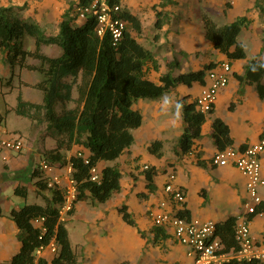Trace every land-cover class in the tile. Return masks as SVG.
Listing matches in <instances>:
<instances>
[{
    "label": "trees",
    "instance_id": "1",
    "mask_svg": "<svg viewBox=\"0 0 264 264\" xmlns=\"http://www.w3.org/2000/svg\"><path fill=\"white\" fill-rule=\"evenodd\" d=\"M256 0L261 11L263 6ZM91 0H77L61 14L56 33L46 34L38 23L20 17L13 6H0V51L11 69L7 77H0V85L12 87L15 67L34 70L42 78L33 85L42 91L41 102H34L16 95L13 107L17 115L28 117L37 123L46 122L52 129L51 135L55 146L42 152V161L48 165H64L67 162L66 152L79 146L86 153L71 154L68 161L72 165V177L77 187L76 198L66 212L71 215L79 201L106 202L113 193L121 188L122 172L116 165L108 164L117 160L134 142L132 130L142 124V114L134 107L142 99L155 100L179 84L191 86L194 82L202 83L207 72L219 62H209L198 70H190L178 74L173 73L175 60L165 61V71L159 75V83L152 80L148 72L158 71L159 63L151 49L141 44L132 35V31L141 32L142 24L138 17L127 9L119 15L126 26L122 36L113 42L111 34L105 31L99 35L96 20L88 16L82 25L77 24L79 8L87 6ZM112 5L120 0H108ZM161 9L155 13L154 27H163L168 13L163 10L165 0H161ZM205 37L213 47L226 55L229 61L246 57L244 44L238 39L243 27L250 24L246 16H239L234 21L218 26L207 15L203 17ZM34 40V49L26 48V38ZM154 38H159L155 34ZM42 45H55L61 49L57 56L43 53ZM28 59L36 61L29 62ZM240 82L254 84L260 97H264V62L253 58L245 66L243 74L236 75ZM76 92V96L73 92ZM181 117L184 128L177 140L175 153L177 156L188 154L193 149L194 141L201 137V126L206 114L195 109L194 101H186L183 97ZM74 102L70 108L57 110L58 105ZM214 106L208 114L213 113ZM212 138L218 149L231 146L228 126L218 117L213 116L211 122ZM163 142L155 139L147 147L151 154L161 156ZM87 159V162H85ZM104 162L101 179L94 181L90 169ZM198 165L205 163L198 159ZM141 174L145 187L149 192L155 191L154 166L144 167ZM34 192L42 202H29L10 209V218L17 227L16 238L20 242L18 251L9 261L0 264H47V260L36 256L39 247H47L54 243L56 248L51 264H79L80 253L72 246L66 220L61 217L60 208L65 202L63 188L50 183L48 176L39 166L31 171ZM14 194L24 198L28 189L17 184ZM143 195V194H140ZM122 220L130 226L137 227L132 213L126 203L117 207ZM182 213V212H181ZM188 214L187 211L183 212ZM264 214V199L256 204L253 213L245 214L251 220L257 214ZM42 219L41 224L34 221ZM238 215H231L223 221L215 222L214 235L223 245V252L236 249L234 238L235 223ZM140 234L143 232L138 230ZM152 241L161 244L167 238L166 232L159 226L150 229ZM264 241V237H263ZM224 264H264L258 260H237L235 258Z\"/></svg>",
    "mask_w": 264,
    "mask_h": 264
},
{
    "label": "crops",
    "instance_id": "2",
    "mask_svg": "<svg viewBox=\"0 0 264 264\" xmlns=\"http://www.w3.org/2000/svg\"><path fill=\"white\" fill-rule=\"evenodd\" d=\"M12 1L13 0H0V6H12L10 4ZM174 1L175 3L173 5L166 4L163 7V10L168 13V17L170 18L171 16V18L170 21L164 24L162 27V29H165V31H168L169 26L173 28V35H175L178 39L177 44L180 46V49H174V55L176 56L174 59L176 60L177 64L173 69L174 74L190 70H198L205 64H208L212 61H218L219 63L223 61H229L226 55L215 49L213 44L208 39H206L203 21V17L205 15L209 16L218 26L228 24L239 16H246L250 19L249 26L243 27L238 36V39L244 44L246 57L229 61L232 67V72L229 76L228 83L218 92L213 113L210 115L206 114V120L201 126V137L194 141L193 149L188 154L177 156L175 153L177 146L174 145L172 146L173 156H171V158H168V155L164 156L163 148L165 147V143L168 142V139L170 140V137L176 134L177 130H174L170 123L164 124L159 122L165 120L164 113L166 110H169V100L174 102L176 99L182 104L184 100L183 97H186V101H195V98L200 91L201 85L206 81L207 74L205 75L204 81L202 83L194 82L191 86L179 84L164 94L162 97L155 99L156 103L160 102L162 107L160 111L153 109L149 111L148 115V109H140L134 105V107L137 108L142 114V124L140 127L132 130L134 142L137 140L140 148L134 149L131 145L130 148L125 151L117 160L119 161L124 155H128L129 151L133 152L134 150H141L139 153L142 155V158H140L137 163H145L146 160L151 162L150 160H152V157L157 158L158 156L151 154L147 147L153 140L160 139L163 142L161 149L162 154L158 158L167 159L165 160V163L168 164L161 170H159V168H157V166L154 164L150 165L157 169V175L155 176L156 188L155 191L149 192L145 187L146 182L143 178V181L141 182L144 188H140L138 194L145 200L141 205V208H139V212L137 210L132 212V202L130 199L122 201L116 205V211L120 204L126 203L128 205V209L132 213L137 227H133L125 223L117 211L118 215H113L114 217L120 218L121 220L119 219V221H122V224L118 226V229H112L106 219L108 216L107 209L104 208L103 210L96 212L91 210L93 208H83L80 211L79 206L85 201L77 202L73 213L71 215L66 214L64 217H62L64 220H66L69 238L70 230L68 228V224H75L72 232H75L76 243L74 242L73 244L71 238L70 241L72 246L80 253L79 264L192 263V258L187 255V247L178 243L169 233V231L162 228L166 232L167 238L162 240L161 244H157L152 241L153 234L150 232V229L155 225L152 224L149 218V209L157 206L159 200L164 198L168 199L167 194H165L163 191V185L167 180V173L170 170L175 172V183L176 185H179L183 188L186 195L183 209L180 210L179 213L180 215L185 216L186 218L196 217L203 220H212L217 222L223 221L231 215L243 213V204L248 197L242 176L239 174L236 168L231 165L213 166L210 164L211 156L216 151L221 150L218 149L213 141L211 134V122L212 117L216 116L228 126L229 135L233 140L231 146L245 147L247 145L256 143L264 136V97L259 96L254 84L249 82H240L236 77L238 74H243L245 66L253 58H258L264 62V10H260V8L256 5V0ZM120 3L123 2L120 1ZM259 3L264 8V0H261ZM128 5L129 4L127 3V6ZM190 6H194L195 10L191 9ZM214 8L218 9L223 14V16H225L224 19H221V23L217 22L210 13V10ZM159 9L161 8L159 7ZM171 9L174 10L171 12ZM133 11L131 10L130 13L138 17ZM139 19L143 26L142 19ZM174 21L175 25L172 23ZM174 30H177L176 33ZM165 39L169 41L171 40V37L166 34ZM137 41L140 40L137 39ZM248 44L252 49L251 56H248L247 54ZM1 52L3 55L0 57V72L2 70L0 77H7L10 75L11 69L6 62L5 53L3 51H0V53ZM193 56H198L201 58L200 64L193 66L195 64V61L192 60ZM156 57L157 56H155V58ZM181 58H188L185 61V65H181L182 61H184ZM188 66H191L192 69H189ZM164 68L165 62L163 65L159 63L158 71L154 70L155 74H157V77H154L153 75L149 77L155 82L159 83V75L161 72L166 70ZM27 70L28 69L25 68L20 69L19 67H15L14 79H16V74H20L18 82L21 84L18 83V86L22 85V83H25L28 86L30 84L34 85L39 81H35V79L26 80L21 78L22 72ZM14 85H16V81L13 80V85L9 88L13 89ZM167 94L172 95L169 98L167 97L168 101L166 102L165 95ZM144 100L146 99L139 100L136 103H140ZM155 100L146 102L153 104ZM178 112L181 116V111L179 110ZM158 120L159 122L157 123ZM181 121H183L182 117ZM160 129H162V131ZM179 134L180 132H177L176 136H180ZM146 136H148V140L145 139ZM142 139L147 141L143 142L141 141ZM142 149H144L145 152L147 151L146 157H144ZM84 153H86L85 150ZM68 158H66L67 161ZM130 158L132 162H135V155L130 156ZM198 159L202 160L205 165H198ZM260 159L262 173L264 175V152L261 154ZM103 164L104 162H100L98 164L99 168H101ZM141 177H143V175H141ZM120 183L121 188L119 193L122 194V180H120ZM128 194L129 192H124L122 200H125L126 198L124 196ZM260 195L262 199H264V187L260 189ZM184 211H187L188 214H184ZM143 215H146V220H142L143 224L140 225L141 220H139V218H143ZM10 220L13 222V220L10 218V209H8L7 212L0 211V263L9 261L12 255L18 251L20 246V242L16 238L17 227L15 223L13 222L14 224H12ZM79 221H83V224L88 223L90 227L89 232L86 233V231L77 227L76 223H79ZM98 224L101 227H104L105 230L96 231V226ZM13 225L15 226L13 227ZM250 229L254 236L263 240L264 214H257L251 219ZM138 230L143 232V235L140 234ZM100 234L102 237H100ZM221 250L220 255L231 253V249L227 252H223ZM35 254L37 257L46 259L48 262L47 264H51L50 261L54 252H52L48 246V248L46 247L40 253L36 252Z\"/></svg>",
    "mask_w": 264,
    "mask_h": 264
},
{
    "label": "rangeland",
    "instance_id": "3",
    "mask_svg": "<svg viewBox=\"0 0 264 264\" xmlns=\"http://www.w3.org/2000/svg\"><path fill=\"white\" fill-rule=\"evenodd\" d=\"M76 1L77 0H13L10 4L13 6L14 10L20 17L35 21L36 23H38L40 28L44 30L46 34H52V33H56L58 30L57 24L59 19L61 18V14L65 11V9L68 6L73 5ZM120 1L123 2L121 3L123 4L122 5L123 9L128 8L127 10L129 12L131 10L132 11L134 10L133 12H135V14L142 19L143 26L141 32L137 33L135 31H132V34L135 36V38L140 40L139 42H141L144 46H146L147 48L153 51L154 55L157 56L156 59L159 61L160 64L163 65L166 60H175L174 58H176V56L174 55L175 53L174 49H180V46L177 44L178 39L176 38L175 35H173L174 34L172 32L173 28L169 26L168 29L169 32L165 31V29L162 28L157 30L153 24L156 18L155 13L156 11H158L159 7H161L159 5L161 0H120ZM127 3L129 4L128 6ZM174 3H175L174 0H165V5L166 4L173 5ZM190 8L195 10L194 6H190ZM173 10L174 9H171L170 11L172 12ZM210 13L212 17H214V19L219 23H221V19H224L225 17L218 9L215 8L210 10ZM170 18L169 17H167V19L164 18V20H166L165 24L170 21ZM85 22H86L85 18L77 19L78 25H82ZM172 23L173 25H175V21ZM176 31L177 30H174L175 33ZM157 33L159 34L160 39L154 38V35ZM166 34H168V36L171 37V40L168 41L167 39H165ZM26 48L34 49V40L30 37L26 38ZM40 50L43 53L51 56H57L61 53V49L55 45H42ZM251 50H252L251 46L248 44L247 46L248 56H251ZM2 55L3 53L1 52L0 57ZM181 59L184 60L182 61L181 65H185V61L188 58L186 59L181 58ZM192 60L195 61V64L193 66H196L200 64L201 58L198 56H193ZM28 61L36 63V61L33 59H28ZM191 66H188V68L192 69ZM189 69H185V70H189ZM0 73H2V70ZM19 75L16 74V79H14V81H16V85H14L13 89L12 88L10 89L7 86L0 85V211L1 212L2 211L7 212L8 209H11L12 207H19L29 202H42L41 199L34 192L33 179L31 178V171L34 168V166H39L42 160L41 157L42 152L47 148H51L55 146L54 139L51 135L52 129L48 127V124L46 122L37 123L36 121L28 117L17 115L14 109L12 108L16 103V95L18 93H21L23 98L30 101L41 102L43 98L42 91L36 87H33L32 86L33 84H30L28 86L27 84L22 83V85L18 86L19 84H21L18 82ZM21 75H22L21 78L26 80L35 79V81L36 80L38 81L42 78L41 74L37 71L27 70V71H23ZM148 75L149 76L153 75L154 77H157V74H155L154 70L152 71V69L148 72ZM73 95L76 96L75 90L73 92ZM171 95L172 94L165 95L166 102L168 101L167 97L169 98ZM146 101L151 102V100L146 99L144 101H141L140 103H135V107H138L140 109L142 108L148 109L147 111L148 115H149V111L153 109L157 111H160L162 109L160 102L156 103L155 100L154 103L151 104ZM168 103L170 104V106L168 108L169 110H166V112L164 113L165 120H163L162 122H159L158 120L157 123L158 122L164 124L170 123L172 125V128L174 130H177L176 134L177 132H180L181 134L183 131L184 123L183 121H181V116L178 111L179 110L181 111L182 104L181 102H178V100L176 99L174 102L172 100H169ZM73 105L74 102H66L61 105L59 104L57 110H60L62 107L70 108ZM160 130L162 131V129ZM176 134L170 137V140L169 139L167 140L168 142L165 143V147L163 148L164 156L168 155L169 156L168 158H171V156H173L172 146L174 145L177 146V140L179 136L177 137ZM18 135L21 136L24 141V146L20 151L5 149L1 146V141L3 139L11 138ZM145 139L148 140L149 139L148 136H146ZM147 140L142 139L141 141L145 142ZM132 147L134 149L140 148V145L137 140L132 144ZM80 150L83 149H81L79 146H74L72 151L66 152V156H67L66 158H68L71 154L77 153ZM142 150L144 157H146L147 151L145 152L144 149ZM167 150L169 151V153ZM140 151L141 150L138 151L134 150L133 152L129 151L128 155H124L119 161L115 160L108 162V164L116 165L122 172V179H121L123 185L122 194L119 193V191L115 192L106 203L85 201L80 204L79 206L80 211L83 208H93L91 210L96 212L97 211L99 212L104 208L107 209L108 216L106 219L109 226L112 229L113 228L118 229V226L122 224V221H119L120 218L114 217L115 214L116 216L118 215L116 211V205H118L122 201H126L127 199H130V201L132 202L131 205L132 212H135L136 210L138 211L145 200L144 198H141L138 194L140 188H144L141 182L143 181L144 177H141L142 175L141 172L145 164H148V166L154 164L155 166H157V168H159V170L163 169V167L168 164L165 163V160L167 159L158 158V157L157 158L152 157V160H150L151 162L146 160L145 163H137V161L140 158H142V155L139 153ZM133 155L136 156L135 162H132L130 158V156ZM46 174L51 179L56 178L58 184L64 186L65 184L64 172L61 167H58L56 171L46 172ZM17 184L24 185L27 187L28 195L26 198L14 194L13 188ZM126 191L129 192V194L126 195L127 197L124 196L126 198L125 200H122L123 193ZM145 218L146 215H143V218H139V220H141L140 225L143 224L142 220H146ZM12 224L14 223L12 222ZM76 224L77 227L81 228V230L83 229L84 231H86V233L89 232L90 227L88 223L83 224V221H79V223ZM74 225H75L74 223L68 224V228L70 230V238L73 244L74 242L76 243L75 232H72L73 228L75 227ZM14 226L15 225H13V227ZM97 230L104 231L105 228L101 227L98 224L96 226V231ZM100 237H102V235Z\"/></svg>",
    "mask_w": 264,
    "mask_h": 264
},
{
    "label": "built area",
    "instance_id": "4",
    "mask_svg": "<svg viewBox=\"0 0 264 264\" xmlns=\"http://www.w3.org/2000/svg\"><path fill=\"white\" fill-rule=\"evenodd\" d=\"M122 9L120 2L111 5L108 0H91L87 6L79 8V18L86 19L88 16H93L97 23V33L102 35L108 31L113 42H116L122 36L126 26L125 20L119 15ZM231 72L232 67L229 61L220 62L207 72L206 81L201 85L194 101L197 111L208 114L215 104L218 92L227 85ZM1 146L5 149L20 151L24 146V141L18 135L3 139ZM263 152L264 136L256 143L245 147L229 146L218 150L210 159V164L213 166L231 165L235 167L244 179L247 192L248 198L243 204V213L238 214L234 228L237 248L231 249L230 254L220 255L222 244L219 238L214 235L215 221L196 217L186 218L179 214L186 200L185 191L181 186L176 185L175 172L170 170L167 173L163 191L167 194L168 199L159 200L157 206L149 209L148 215L152 224L169 231L178 243L187 247V255L192 258L191 264H224L232 258L264 262V241L252 234L251 220L247 219L245 215L253 213L256 204L262 200L260 189L264 187V175L260 156ZM77 154L83 155L84 150L78 151ZM40 166L46 176H48L46 172L56 171L58 167H61L64 172V186L59 185L56 178L51 179L48 176L51 184L54 183L63 188L65 202L60 208V214L61 217H64L77 194L76 183L72 177V165L67 161L62 166H51L41 160ZM90 176L94 181L101 179V169L98 165L91 167ZM41 221L42 219H36L34 224L39 225ZM48 246L53 252L55 251L54 243H50ZM45 248L39 247L36 252L40 253Z\"/></svg>",
    "mask_w": 264,
    "mask_h": 264
}]
</instances>
